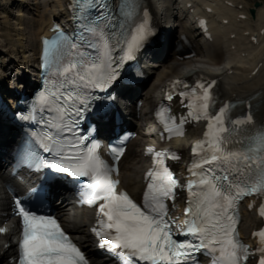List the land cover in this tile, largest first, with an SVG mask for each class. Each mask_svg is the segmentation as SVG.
Segmentation results:
<instances>
[{"label":"snow or ice","instance_id":"obj_1","mask_svg":"<svg viewBox=\"0 0 264 264\" xmlns=\"http://www.w3.org/2000/svg\"><path fill=\"white\" fill-rule=\"evenodd\" d=\"M73 8L78 9L76 18L80 21L77 35L70 38L54 25V37L42 41L45 86L36 94L32 109L34 112L39 106L53 115L35 134V142L26 146L20 163L86 178L80 196L82 203L96 206L97 226L91 231L120 264H195L192 253L200 250L212 257L211 264H249L250 258L255 264H264V227L252 233L258 242L250 249L239 239L236 213L243 197H264V121L255 122L250 107L247 114L231 119V102L213 111L215 81L197 80L191 88L179 80L171 82L173 92L181 85L185 89L178 94L182 100L188 97L189 116L207 121L204 138L192 145L193 158L188 166L191 178L184 185L188 206L177 230L185 239L174 238L165 200L174 196L179 181L164 161L165 157L177 160V154L167 149H146L152 167L144 174L146 188L142 201L137 203L117 187L112 178L115 164L101 159L98 142L93 140L85 146L89 136L76 134L85 114L100 108L94 101L114 99L109 92L121 79L117 69L133 60L145 41L154 36L147 12L139 18L135 0H121L115 7L109 0H75ZM81 47L93 51H80ZM114 48L121 53L118 58L112 56ZM88 89L100 90L104 95L93 96ZM103 107L107 110L111 105ZM157 117L170 135L183 134L184 117L176 124L165 109L158 111ZM19 118L35 119L31 112ZM88 132L95 133L96 127ZM36 145L48 157L41 158ZM122 151L119 147L111 150L113 161ZM46 196L43 186L28 191L27 203L14 196L22 226L16 264H88L56 219L37 212ZM259 215L264 217V203L260 204Z\"/></svg>","mask_w":264,"mask_h":264},{"label":"bare ground","instance_id":"obj_2","mask_svg":"<svg viewBox=\"0 0 264 264\" xmlns=\"http://www.w3.org/2000/svg\"><path fill=\"white\" fill-rule=\"evenodd\" d=\"M13 1L16 2L13 3ZM23 1L0 0V4L2 3V8H0V53L6 54V58L9 57L10 59L14 58L17 60L16 64L23 63L26 69V66L36 61L38 36L47 27L51 16H58L62 12V7L55 0V3L51 1L50 5H47V9L41 12L39 11L42 8L41 4L34 1L33 5H31L32 9H29L30 13L24 15L25 12L20 8L21 6L23 7ZM196 1L199 2V0ZM223 1L206 0V6L222 15L223 20L227 22L216 33L217 39L215 43H212L211 47L205 44L201 45L200 49L199 44L201 41L198 38H193L187 32L190 36V43L196 46L197 58L183 63H175L173 58L167 55V62H161L160 65V68L163 67V71L161 70L156 75L157 78L149 87L148 91L152 90L155 92L156 86H160L170 78L181 75L183 71L181 66H186L184 69H188L186 74H192L196 71H205L208 74L222 73L228 69H232L236 73H233L231 77L224 78L222 92L226 91L228 95L257 94L258 97L253 102L256 104L264 102V36H259L261 30H264V6L257 10L256 19L252 22L247 14V10H249L247 4L239 0H225L236 6V8H230L224 6ZM8 8L11 9V13L15 15L16 19V22L13 23L14 27L12 28L8 21L10 18V10ZM197 9L198 7H196ZM238 15H245L246 18L239 19ZM215 27L217 26L215 25ZM232 36L233 38H230ZM250 36L259 41L258 44L255 46L250 45L248 43V37ZM6 58L0 54V68L4 71H7L4 68V64L7 61ZM20 59L21 61H18ZM259 63L262 64V68L259 71L260 77H252L249 79V75L244 76V74L249 73ZM16 68H18L17 65H15ZM260 78L262 79L261 82L254 85ZM256 79L258 80L256 81ZM260 108H264V103L260 105ZM142 121L144 124H141L137 128L138 139L146 143L148 138L151 137V132L147 128L146 120L143 117ZM126 155H128L127 158L131 162L130 166L124 167L123 175L126 179L124 185L126 189L133 191L137 188L135 181L142 172L143 162L136 157L137 153L132 146L127 149ZM63 217L65 221H68L69 217L66 214H63ZM70 230L74 235L86 239L85 242H88L82 222L79 219L73 222Z\"/></svg>","mask_w":264,"mask_h":264},{"label":"rangeland","instance_id":"obj_3","mask_svg":"<svg viewBox=\"0 0 264 264\" xmlns=\"http://www.w3.org/2000/svg\"><path fill=\"white\" fill-rule=\"evenodd\" d=\"M244 1H246L248 4H251L253 2V0H244ZM260 1H264V0H260ZM39 11L43 12V11H45V9L42 7V8H40ZM24 15H26V13ZM14 18H15V16H13L12 14H10V18L8 19V21L10 22V27L11 28L14 27V24L13 23L16 22ZM161 70L163 71V67L160 68V69H158V71L156 72V74L159 73ZM156 78L157 77L154 75V77L152 78V81L150 82V85L155 82Z\"/></svg>","mask_w":264,"mask_h":264}]
</instances>
